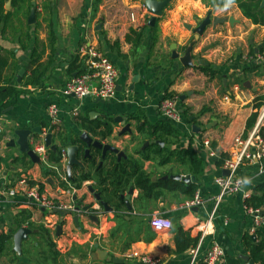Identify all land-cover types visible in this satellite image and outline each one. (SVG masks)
<instances>
[{
  "label": "crops",
  "instance_id": "1",
  "mask_svg": "<svg viewBox=\"0 0 264 264\" xmlns=\"http://www.w3.org/2000/svg\"><path fill=\"white\" fill-rule=\"evenodd\" d=\"M7 1H4V12L14 14L13 0L8 9ZM27 1H23L24 7L19 11V21L14 17L5 27L0 24V58L7 61L0 68V85L7 80L19 88L18 94L11 98L12 104L0 107V234L11 236L6 241L9 247L0 252V264H36L30 262L29 252L25 253L23 248L27 243L34 244L36 249L43 248L42 237L34 235L39 228L36 226L41 225L56 244L57 264H142L137 255L143 254L156 258V264H190L192 249L177 254L172 228L153 230L149 220L154 214L167 217L200 238L199 225L208 218L215 196L220 192L215 178L222 175L224 162L220 164L221 160L242 148L235 139L247 138L251 129L245 135L246 123L253 112L258 111L254 126L264 125V115L260 120L264 100L258 110L254 106L264 96V25L253 24L245 18L235 3L214 8L201 0H170L153 25L148 24L151 14L144 0L109 3L107 0H34L35 20L29 24L28 12H25ZM208 11L211 18L225 20L205 27L191 51L193 65L184 66L172 56L171 46L175 45L176 53L183 54L194 38L197 20L204 19ZM49 24L56 36L52 58H49L47 41ZM134 30H142V40L135 46L132 44ZM83 46L95 48L117 68L112 97L80 99L62 93L72 77L84 72V59L78 53ZM35 49L36 55L41 52L39 63L44 66L51 60V64L41 84L20 85L34 67L31 61ZM117 49L126 57L120 58ZM75 57L81 68L69 72ZM204 65H210V70H201ZM20 69L23 73L18 80ZM167 93L174 96L165 97ZM166 98L176 100L179 121L171 122L162 114L159 105ZM51 104L58 107L55 121L48 114ZM184 110L187 116L182 114ZM121 118L122 121H117ZM163 121L172 123L179 131L178 141L170 147H186L188 137L193 138V148L202 163L200 174L184 172L186 167L174 162L160 166L140 157L139 152L146 147L142 149L143 143L154 140L147 138V128ZM208 124L210 127L206 128ZM193 125L200 130L194 131ZM36 127L40 133L30 132L28 141L40 162L32 161L20 150V136L16 133L18 129ZM82 131L102 144L124 151L125 157L118 159L115 153L108 152L103 158L101 151L93 147H90L91 157H87V146L79 139ZM48 133L52 134L49 146L44 142ZM205 140L208 145L204 144ZM158 143L165 146L161 141ZM37 145L46 149L44 161L35 151ZM51 145L56 149H51ZM71 145L78 147L76 158L83 167L73 164L68 173L66 150ZM53 151L59 153V163L52 159ZM112 159L118 163L129 159L140 163L151 182L170 179H164L166 175L194 176L199 185L195 195L202 199V205L194 207L196 210L187 209L184 203L189 199L167 190L158 198H141L133 178L121 186L113 182L116 190H108L114 179L113 171L112 175L107 174L108 168H113ZM238 173L244 180L242 189L226 194L219 202L213 232L202 241L193 264L203 262L213 241L223 246L225 255H236L245 264L239 257L248 255L242 244L243 234L248 232L257 239L255 231L264 229V225H255L253 215L244 205L255 184L264 179V159L253 155L251 160L242 162ZM22 178L27 179L28 186L55 202V207L43 208L31 200L20 183ZM100 179H104L102 185ZM89 185L112 210L104 209L89 191ZM130 187L128 208L124 198ZM75 195L84 197L79 205L91 203V210H74ZM58 225L61 226L59 233ZM19 227L32 229L22 241L20 255L13 249V233ZM78 246L83 247V253L73 252ZM97 248L123 261L100 258Z\"/></svg>",
  "mask_w": 264,
  "mask_h": 264
},
{
  "label": "trees",
  "instance_id": "2",
  "mask_svg": "<svg viewBox=\"0 0 264 264\" xmlns=\"http://www.w3.org/2000/svg\"><path fill=\"white\" fill-rule=\"evenodd\" d=\"M4 1L0 0V24L5 27L8 21H14L13 18L16 17L19 21V11L24 7V0H13V6H16L15 13L12 12L5 13L4 12ZM207 7L212 6L214 8H223L226 4L235 3L242 15L249 19L253 24L264 25V5H262V0H201ZM26 10L27 13L30 8L29 0L27 1ZM16 27V26H15ZM48 30V46L50 48L51 54L49 58H52V55L55 53V42L56 36L51 28V24H49ZM17 28V27H16ZM155 27L153 28L154 31ZM15 30V29H14ZM25 36H28V32L25 31ZM135 37L132 40L133 46L138 45L142 40V30L135 31ZM130 39V35L127 36ZM115 45L118 44L117 41L114 42ZM117 55L120 58H125L126 55L122 53L119 49H117ZM41 56V52L37 53L36 49L33 51V58L31 64L34 66L31 69L29 75L23 77L20 85H39L41 84L43 78L46 75L49 65L51 64V60L43 66L39 63V58ZM7 61L0 58V68L4 67V64ZM78 58L75 57L73 62L70 64L69 72L74 69L81 68L79 64H77ZM201 70H210V65H204L200 67ZM82 72V70L80 71ZM79 72V73H80ZM4 85H0V107H7L12 104L11 98L15 97L19 88L15 85L9 84L6 80ZM17 85V84H16ZM172 93H167L165 97H172ZM258 102L255 103V108L258 110L263 105L264 96L258 98ZM204 109H201V111ZM184 116H187L186 110L182 113ZM258 117V111L253 112L247 119L245 135L247 134L249 129H252L254 126L256 119ZM264 122V119H263ZM142 126L140 129H143ZM259 133L264 139V125L259 128ZM179 131L177 128L170 122H158L155 124H150L147 128L146 136L147 138L159 140L165 144V146H161L159 143L149 144L144 148V150L139 152V155L144 160L149 159L154 161L156 164L160 166L167 165L168 163H176L180 166H185L186 169L184 172L190 173L192 175H198L202 171V163L201 160L196 155V152L193 148V138L188 137V142L186 147L175 148L170 147L175 144L179 137ZM169 147H168V146ZM53 156L52 159L55 163H59L60 156L58 152H51ZM225 160H221L223 164ZM113 168H108L107 174L108 176L112 175L113 178L111 183L112 188L108 190H116L115 186H113V182H117L119 186H121L122 182H128L129 179L133 178V182L137 187L140 188L141 198L142 197H153L158 198L160 195L164 194L167 191H175L177 193H181L185 196L186 199H191L195 195L199 185L197 183L184 184L181 181L177 180H162L157 182H151L147 173L143 170L142 165L137 162H133L132 160L123 161L121 163L116 162L112 159ZM94 165V162H93ZM98 171V170H97ZM102 169H100V172ZM107 176V175H106ZM84 177H88L84 176ZM104 179L99 180V184L102 185ZM103 188V187H102ZM40 189V188H39ZM41 190V189H40ZM244 205L248 208H252L254 210L264 209V179L257 184H255L253 192L244 200ZM38 228V232L34 235H40L44 241V246L42 249H36V246L30 245L27 243L24 246V252H29V260L32 263L36 264H57V256L58 249L56 244L51 240L50 234L48 230L44 228V226H36ZM173 232V240L175 245V252L177 254L184 253L188 249H193L196 247L199 235L192 236L189 230H185L183 226L176 222L172 226ZM255 234L258 236L257 239L252 238L253 235L245 232L242 236V244L249 257L253 260L254 264H264V229L255 231ZM9 234H0V252L7 249L9 247L8 241ZM37 241V239H36ZM40 243V242H38ZM40 247V246H37ZM74 253H83L84 249L81 246L73 248ZM52 257V258H51ZM198 264H205L203 262H199ZM222 264H241L240 259L236 255H228L224 256V261Z\"/></svg>",
  "mask_w": 264,
  "mask_h": 264
},
{
  "label": "built area",
  "instance_id": "3",
  "mask_svg": "<svg viewBox=\"0 0 264 264\" xmlns=\"http://www.w3.org/2000/svg\"><path fill=\"white\" fill-rule=\"evenodd\" d=\"M79 55L84 59V72L72 77L68 83L62 89V93L65 95H73L78 98L85 96H93L100 99H108L112 97L116 90V81L118 77V71L115 65L104 54L97 51L95 48L83 46L78 51ZM176 100L171 98L163 99L160 102L159 108L162 114L171 122H177L180 120V115L177 107ZM58 113V107L51 104L48 108L49 117L55 121ZM261 115L260 120L263 118ZM258 124H256L249 132L247 138L243 140L238 137L235 142L242 145V148L233 154L230 158L226 159L223 164V169L228 171L227 175H220L215 178L216 184L220 188V192L215 196L214 205L208 218H206L200 225V238L195 248L192 249L193 259L190 264H193V260L204 238L211 234L213 231V219L221 199L230 193H236L242 189L244 180L238 173V168L244 160H251L253 155L264 159V139L259 133ZM205 145H208V141H204ZM252 149V151H251ZM35 151L40 155L42 161L46 158V149L43 145H37ZM23 187L26 188V195L38 203L43 208L51 209L55 207V202L40 194L35 187H30L27 184V179L22 178L20 181ZM202 205V199L195 195L193 199L186 200L184 206L187 209H193ZM254 218L256 226L260 227L264 225V216L259 215V210L248 208L247 209ZM149 226L153 230L171 229L173 226L172 221L160 215L154 214L149 220ZM225 251L223 246L213 241L210 248L203 257L205 264H221L224 260ZM138 260L142 264H156L157 260L147 254L137 255Z\"/></svg>",
  "mask_w": 264,
  "mask_h": 264
},
{
  "label": "water",
  "instance_id": "4",
  "mask_svg": "<svg viewBox=\"0 0 264 264\" xmlns=\"http://www.w3.org/2000/svg\"><path fill=\"white\" fill-rule=\"evenodd\" d=\"M169 1L170 0H144L145 8H146L147 12L151 14V16L148 19V24L149 25H153L154 24L156 16L162 15L163 9L169 3ZM32 3H33V6L30 9V12H29L28 17H27V22L29 24L33 23L34 20H35V11H36V9L34 7L35 1H33ZM9 5H10V0H8L6 2V5H5L6 9L9 8ZM262 5H264V0H262ZM210 15H211V11H208V13H207V15H206V17L204 19L197 20V23H198L197 27H195L193 29L194 38L189 42V44H188V46H187V48H186V50H185V52L183 54L176 53V51L174 49L175 45L171 46L172 47V56L174 58H178L179 61L182 63V65H184V66L193 65V60H192V57H191V51H192V48H193V45H194L196 39H198V37L200 35H202L205 27L208 24H210V23H212L213 26H216L217 24H219V23H221V22H223L225 20V18H223V17H212L211 18ZM229 21L232 22L233 19L230 18ZM22 73H23V70L20 69L19 72H18V75H17L18 80H19V77L22 75ZM183 97L184 96H181V98H183ZM117 121H122V118L118 119ZM208 127H210L209 124L206 126V128H208ZM192 128L194 129V131H199L200 130V127L197 128L196 125H193ZM30 132L40 133V129H39V127H36V128H33V129H29V130L28 129H18L16 131V133L20 136V139L18 141V143L20 145V150L23 151V152H26V154L30 156L32 161L40 162L39 157L36 155V153H34L33 150H31L29 148L28 135H29ZM51 136H52V134L48 133L45 136V138H44V142H45V144L47 146H49L50 143H51ZM79 139L87 146L85 148V155L87 157H91L89 155L90 154V147H93L95 149L100 150L101 151V156L103 158L105 157L106 153H108V152L115 153L117 155L118 159L120 157H122V156L125 157L124 151L119 150V149H117L116 147H113L110 144H102L100 141L92 139L87 134V132H85V131H82L79 134ZM154 142L158 143L159 141L146 140L143 143V145H142V149L144 148V146H147V145H149L151 143H154ZM50 147L53 150L56 149L55 145H51ZM76 150H78L77 146L71 145V146L67 147L66 153H67V158H68V161H67L68 173L70 172V168H71V166L73 164H78L81 167H83V164H81L76 158ZM222 174L223 175H227L228 171L226 169H223ZM163 178L164 179L170 178V179H173V180H178V181L184 182L185 184L198 183V181L192 175H185V176H182V175H179V174L169 175V176L166 175V176H163ZM88 189L92 193L94 198L96 200H98L99 203L104 207L105 210H107V211L112 210V207L108 206L107 203L104 200L101 199L100 194L98 192H96L91 185L88 186ZM131 190H132V188L130 187L129 190H128L127 197L124 198V196H121V198L125 199L126 205L128 204V200L130 198ZM73 198L75 200L77 199V204L75 205L74 210H76V211L82 210V211H85V212L91 210L90 209V208H92L91 207V203H86L84 205H79V202H82L84 200V197H77L75 195ZM127 207L130 208L129 205H127ZM259 214L260 215H264V209L261 210L259 212ZM90 216L96 218L95 214H90ZM74 220L77 222V216H74ZM31 231H32V229H30V228L19 227L13 233V249L19 255L21 254V251H22V248H21L22 247V241L27 238L28 234L31 233ZM60 231H61V226L58 225L57 226V233H59ZM252 238H254V236H252ZM95 246H96V244H95ZM97 253L99 254L100 258L106 257L107 259L112 260L113 262H121V261H123L120 258H116V257H112L110 255H107L106 251L98 249V248H97ZM239 257L245 262V264H254L253 260L247 254H240Z\"/></svg>",
  "mask_w": 264,
  "mask_h": 264
},
{
  "label": "flooded vegetation",
  "instance_id": "5",
  "mask_svg": "<svg viewBox=\"0 0 264 264\" xmlns=\"http://www.w3.org/2000/svg\"><path fill=\"white\" fill-rule=\"evenodd\" d=\"M29 1H30V8H29L28 14H29V12H30V9H31L32 6H33V3H32V2H33L34 0H29ZM34 7H35V5H34ZM35 9H36V8H35Z\"/></svg>",
  "mask_w": 264,
  "mask_h": 264
},
{
  "label": "rangeland",
  "instance_id": "6",
  "mask_svg": "<svg viewBox=\"0 0 264 264\" xmlns=\"http://www.w3.org/2000/svg\"><path fill=\"white\" fill-rule=\"evenodd\" d=\"M109 2H114V0H109V1L107 0V3H109ZM108 5H109V4H108ZM114 9H115V8H114ZM113 13H114V11H113ZM260 127H261V126H260ZM260 127H259V128H260Z\"/></svg>",
  "mask_w": 264,
  "mask_h": 264
}]
</instances>
